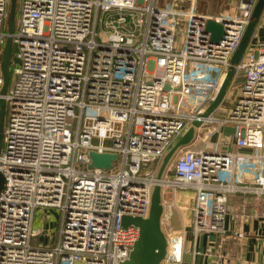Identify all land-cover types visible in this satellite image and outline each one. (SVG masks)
I'll list each match as a JSON object with an SVG mask.
<instances>
[{
  "label": "built area",
  "instance_id": "obj_1",
  "mask_svg": "<svg viewBox=\"0 0 264 264\" xmlns=\"http://www.w3.org/2000/svg\"><path fill=\"white\" fill-rule=\"evenodd\" d=\"M18 1L10 37L19 63L2 96L0 264L122 263L139 237L122 217L146 218L154 185L162 264H193L184 260L187 226L195 240L222 236L229 196L264 198V42L235 67L226 115L215 111L227 95L202 117L258 0H237L233 15L217 17L198 12L196 0ZM9 7L0 0V64ZM210 19L223 27L217 42L205 29ZM195 120L193 141L157 179L164 154ZM225 126L233 131L223 144L235 151L213 141ZM90 152L116 160L91 167Z\"/></svg>",
  "mask_w": 264,
  "mask_h": 264
},
{
  "label": "water",
  "instance_id": "obj_2",
  "mask_svg": "<svg viewBox=\"0 0 264 264\" xmlns=\"http://www.w3.org/2000/svg\"><path fill=\"white\" fill-rule=\"evenodd\" d=\"M16 2L17 0H10L9 16L7 23V33L2 55H1V72L3 76V85L0 91V151L2 148L3 135L2 131L5 122V100L2 97L6 94L9 86L10 77V64L19 61L16 58H12V41L10 34L13 32L15 25V13H16ZM264 10V0H258L254 10L252 12L250 21L246 27V30L242 36V39L233 54L230 66L227 69L226 75L221 83V86L214 98V100L207 107L206 111L202 117H207L209 114L214 112V110L219 106V104L224 99L227 90L230 86L231 81L235 75V67L241 60L244 52L250 41V37L257 24L259 17ZM206 31L210 32L211 39L217 42L223 35V27L221 23H217L210 19L206 23ZM168 88V87H166ZM201 124V121L195 120L188 130L172 145V147L164 154L158 169L156 171L155 177L157 179H162L167 167L170 165L178 150L184 146L189 145L194 137L195 130ZM89 157L91 159V167H97L102 169H109L112 163L116 160L115 154L108 153H96L90 152ZM4 185V176L0 172V191ZM163 213V204L161 199V189L158 185H154L150 189V205L148 216L146 218L123 216L122 226L127 227L129 225H134L139 229V237L133 244L132 250L130 251L129 257L120 264H162L166 257V245L167 238L165 233L161 228V216Z\"/></svg>",
  "mask_w": 264,
  "mask_h": 264
},
{
  "label": "crops",
  "instance_id": "obj_3",
  "mask_svg": "<svg viewBox=\"0 0 264 264\" xmlns=\"http://www.w3.org/2000/svg\"><path fill=\"white\" fill-rule=\"evenodd\" d=\"M236 5L237 0H196V10L210 17L233 15ZM258 42H264V10L254 27L246 50H250ZM241 82L242 75L238 73L234 85ZM213 139L218 141L216 136ZM223 149L236 150L233 143ZM179 198L183 205L190 204L191 197L188 194L179 193ZM184 220L185 224L188 223L189 217L184 216ZM179 224L180 221L175 216L174 228ZM224 228L225 233L222 236L199 235L196 240L188 229L184 243V260L193 264H264V198L244 199L231 196ZM211 241L216 242V248L213 254L208 255L206 250Z\"/></svg>",
  "mask_w": 264,
  "mask_h": 264
},
{
  "label": "rangeland",
  "instance_id": "obj_4",
  "mask_svg": "<svg viewBox=\"0 0 264 264\" xmlns=\"http://www.w3.org/2000/svg\"><path fill=\"white\" fill-rule=\"evenodd\" d=\"M18 13H19V1L17 0V2H16V13H15V25H14V26H16V25H17V22H18V17H19ZM14 52H15V47L13 46V50H12V54H11L12 58H13V56H14ZM16 66H17L16 63H13V62H12V63L10 64V75H11L10 77H11V81H13V74H12V72L14 71V69L16 68ZM229 97H230L229 94H227V97H226V100H225L224 104L222 105L221 108H219L218 110L215 111V115H218V116H224V115H226V114H225V113H226V110L228 109V107H229V105H230ZM232 131H233V128H232L231 126H225V127H222V128L220 129V132L217 133V134L215 135L216 138H218V142H219V144L221 143V144L223 145V147H224L225 144H223V141L228 140V139L232 136ZM199 138H201V136H199ZM213 141H215V140L213 139ZM227 143H228V146H230V144H232L231 141H227ZM230 197H231V196H229V198H230ZM234 197L244 198V197L241 196V195H235ZM229 198H228V199H229ZM46 214H52V215H53V213H51V211H46ZM175 216L177 217V219H178L179 221H180L181 218L184 217V216H185V218L190 217L188 211L182 212V214H181V218H180V214H178V213H176ZM187 216H188V217H187ZM39 217H40V215H39ZM39 217H38V218H39ZM55 223H56V219H55V221L53 222V224H55ZM44 226H45V227H48L47 223H46ZM188 229H190L189 226H187V231H188ZM39 240H40V242H48V241H46L47 238H45V237H43V236H40Z\"/></svg>",
  "mask_w": 264,
  "mask_h": 264
},
{
  "label": "trees",
  "instance_id": "obj_5",
  "mask_svg": "<svg viewBox=\"0 0 264 264\" xmlns=\"http://www.w3.org/2000/svg\"><path fill=\"white\" fill-rule=\"evenodd\" d=\"M10 76H11V75H10ZM11 82H12V81H11V77H9V84H11Z\"/></svg>",
  "mask_w": 264,
  "mask_h": 264
},
{
  "label": "bare ground",
  "instance_id": "obj_6",
  "mask_svg": "<svg viewBox=\"0 0 264 264\" xmlns=\"http://www.w3.org/2000/svg\"><path fill=\"white\" fill-rule=\"evenodd\" d=\"M9 70H10V68H9ZM9 85H10V84H9ZM8 87H9V86H8ZM227 91H228V90H227ZM226 95H227V93H226ZM226 95H225V96H226ZM224 98H225V97H224ZM222 101H223V100H222ZM219 105H220V104H219Z\"/></svg>",
  "mask_w": 264,
  "mask_h": 264
}]
</instances>
